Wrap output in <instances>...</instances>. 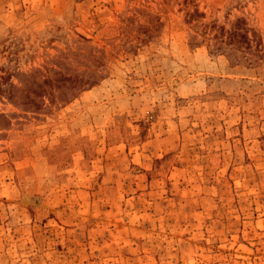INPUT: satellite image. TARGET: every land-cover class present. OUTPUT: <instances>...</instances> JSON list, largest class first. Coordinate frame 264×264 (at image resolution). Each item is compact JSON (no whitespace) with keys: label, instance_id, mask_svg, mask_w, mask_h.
Returning <instances> with one entry per match:
<instances>
[{"label":"rangeland","instance_id":"374dc122","mask_svg":"<svg viewBox=\"0 0 264 264\" xmlns=\"http://www.w3.org/2000/svg\"><path fill=\"white\" fill-rule=\"evenodd\" d=\"M0 264H264V0H0Z\"/></svg>","mask_w":264,"mask_h":264},{"label":"trees","instance_id":"16d2710c","mask_svg":"<svg viewBox=\"0 0 264 264\" xmlns=\"http://www.w3.org/2000/svg\"><path fill=\"white\" fill-rule=\"evenodd\" d=\"M239 24H240V21H236L235 24H234L233 29H231V30L229 31V33H228V35H229V40L234 41V42H238V44L242 43L241 38H242V36H243V34H241V32H240V30H239V28H238ZM239 40H240V41H239ZM239 42H240V43H239ZM75 83H76V84H74V85H79L78 82H75ZM83 84H84V83H83ZM75 87H76V86H75ZM75 87H74V89H75Z\"/></svg>","mask_w":264,"mask_h":264}]
</instances>
